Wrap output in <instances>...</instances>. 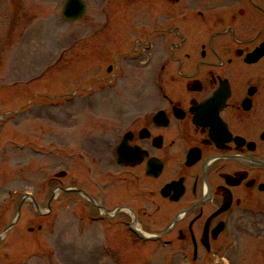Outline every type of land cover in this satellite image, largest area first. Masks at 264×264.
<instances>
[{
  "label": "flooded vegetation",
  "instance_id": "af4514ba",
  "mask_svg": "<svg viewBox=\"0 0 264 264\" xmlns=\"http://www.w3.org/2000/svg\"><path fill=\"white\" fill-rule=\"evenodd\" d=\"M96 9L92 78L61 94L79 118L64 114L56 144L68 170L56 179L58 207L73 212L80 248L210 264L247 234L264 264V0ZM129 74L139 85H123Z\"/></svg>",
  "mask_w": 264,
  "mask_h": 264
},
{
  "label": "rangeland",
  "instance_id": "374dc122",
  "mask_svg": "<svg viewBox=\"0 0 264 264\" xmlns=\"http://www.w3.org/2000/svg\"><path fill=\"white\" fill-rule=\"evenodd\" d=\"M84 1L85 18L81 23L67 24L60 15L64 0H0V234L16 218L18 203L25 194L32 196L42 213L47 211L50 189L46 190L45 184L63 168L64 161L56 152L61 119L65 115L72 117V113L79 118L78 110L76 106L63 107L64 100L48 99L74 92L92 78V66L87 60L92 15L97 14L102 27L103 9L96 6L105 4L104 0ZM133 69L129 65L130 73ZM123 85L135 87L139 85L138 78L129 74ZM94 98L98 103L107 101L103 93ZM71 99L81 100L80 96ZM82 114L81 119L92 117ZM64 123L68 131L77 133L72 126H66L71 121ZM47 147L53 149L48 151ZM69 216L56 207L42 216L30 201L24 202L14 228L0 241V264H95L98 260V264H109L105 255L80 248L86 243L76 232L74 218ZM38 226L41 230H37ZM31 227L34 231L29 233L27 229ZM248 238L243 236L239 249L224 255L230 258L244 253V259L247 257L242 261L234 256L232 264H254L248 258ZM158 254L160 251L152 253ZM166 261L156 258L147 264H167ZM176 263L177 260L170 261Z\"/></svg>",
  "mask_w": 264,
  "mask_h": 264
},
{
  "label": "water",
  "instance_id": "95a60500",
  "mask_svg": "<svg viewBox=\"0 0 264 264\" xmlns=\"http://www.w3.org/2000/svg\"><path fill=\"white\" fill-rule=\"evenodd\" d=\"M86 12L85 4L81 0H66L62 8V17L68 22L81 19Z\"/></svg>",
  "mask_w": 264,
  "mask_h": 264
}]
</instances>
